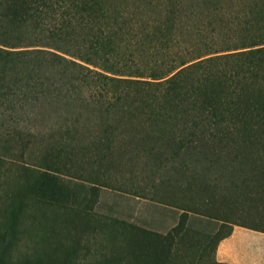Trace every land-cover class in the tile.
<instances>
[{
  "label": "trees",
  "instance_id": "obj_1",
  "mask_svg": "<svg viewBox=\"0 0 264 264\" xmlns=\"http://www.w3.org/2000/svg\"><path fill=\"white\" fill-rule=\"evenodd\" d=\"M193 1L0 0V164L44 142L36 163L22 160L18 190L52 203L61 178L75 177L89 183L91 209L107 174L144 159L166 193L149 199L178 211L160 234L86 219L93 235L57 264H166L188 212L219 221L193 264H228L214 251L232 225L264 231L211 212L219 180L264 201V10L250 1L233 22L212 13L217 0ZM83 157L98 163L86 176L75 171ZM173 189L208 196L177 203Z\"/></svg>",
  "mask_w": 264,
  "mask_h": 264
},
{
  "label": "rangeland",
  "instance_id": "obj_2",
  "mask_svg": "<svg viewBox=\"0 0 264 264\" xmlns=\"http://www.w3.org/2000/svg\"><path fill=\"white\" fill-rule=\"evenodd\" d=\"M185 1L187 4L194 2L193 0ZM250 1L255 2L264 10V0H217L220 9L212 13L222 19H233L235 22L237 17L243 16V12L246 11L245 6ZM203 15L200 20L205 22L214 18L210 14ZM260 25L264 28V22ZM252 26V30H254L256 25L252 23ZM43 144V141L36 143L28 150V155L24 159L16 158V155H13L4 159L0 164V260L3 263L57 264L64 250L74 246L79 247L87 237L93 235L90 226L88 228L85 226L86 219L90 221L89 225L91 226L96 224L95 221L105 216L140 225L152 223V226L159 227L158 223L168 221V216L154 211L155 204L149 199L153 195L166 194L156 182L161 175L149 171L144 159L139 161L143 169L125 168L108 172L109 174L105 177H107L110 186L98 187L96 201L91 209H86L83 205V201L89 197V183L75 177L63 176L61 178L62 195L55 199V202L50 203L32 195H23L17 188L22 173L20 164L23 161L36 163L40 153L39 149ZM97 164L93 158L90 160L83 157L81 163L75 167V171H79L80 167L78 168V166H81L83 170L80 173L86 176L88 173H93ZM212 175L213 172L210 173V177ZM228 189L231 188L225 184V180H219L213 193V202L215 201L213 205L216 208L215 210L211 208V212L218 211L217 213L227 215L231 221L245 224L256 223L263 226L264 201L254 206L245 200L241 201ZM132 190L137 191L138 195L147 192L148 196L146 195V199L136 196L132 194ZM150 193H153L152 196L149 195ZM177 193L173 189L172 195L177 203L204 202L208 196L201 190L197 194L194 192ZM224 202L230 206L228 209ZM217 208L218 210H216ZM12 214L14 222L9 226ZM200 228L203 229L201 226ZM90 248L92 254H96L99 250L95 244H90Z\"/></svg>",
  "mask_w": 264,
  "mask_h": 264
},
{
  "label": "crops",
  "instance_id": "obj_3",
  "mask_svg": "<svg viewBox=\"0 0 264 264\" xmlns=\"http://www.w3.org/2000/svg\"><path fill=\"white\" fill-rule=\"evenodd\" d=\"M154 211L168 216L167 223L171 222L170 211H172V217H175L178 212L176 209L172 210L157 204ZM138 225L141 226L140 228L159 234V231L163 232L166 229L161 225L154 226L152 229H148L149 225ZM218 225L219 221L216 219L188 212L184 228L172 240L166 264L195 263L203 245ZM214 259L228 264H264V231L233 225L230 233L217 242Z\"/></svg>",
  "mask_w": 264,
  "mask_h": 264
}]
</instances>
